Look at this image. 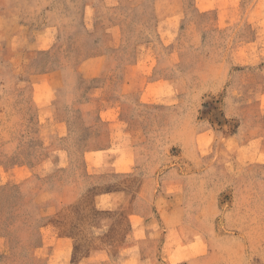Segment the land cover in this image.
Masks as SVG:
<instances>
[{
	"label": "rangeland",
	"instance_id": "rangeland-1",
	"mask_svg": "<svg viewBox=\"0 0 264 264\" xmlns=\"http://www.w3.org/2000/svg\"><path fill=\"white\" fill-rule=\"evenodd\" d=\"M0 264H264V0H0Z\"/></svg>",
	"mask_w": 264,
	"mask_h": 264
}]
</instances>
